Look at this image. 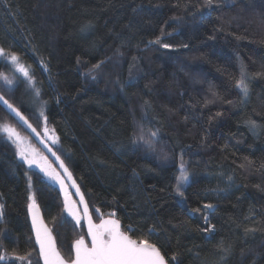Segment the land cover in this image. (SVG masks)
Instances as JSON below:
<instances>
[{"label": "trees", "instance_id": "1", "mask_svg": "<svg viewBox=\"0 0 264 264\" xmlns=\"http://www.w3.org/2000/svg\"><path fill=\"white\" fill-rule=\"evenodd\" d=\"M200 4L202 0H0V48L17 53L30 66L40 100L47 102L43 110L49 134L38 119L41 105L30 109L24 104V82L8 92L0 81V93L64 160L93 222H99L96 208L115 212L123 231L157 244L166 258L175 254L173 264H264V78L250 82L244 103L219 70L234 71L238 55L250 71L264 65V0H220L215 10ZM84 25L89 27L81 31ZM161 25L173 33L163 41L172 49L148 45ZM122 41L127 47L117 56ZM106 57L112 59L97 80L83 75ZM2 68L8 69L0 64ZM210 85L234 103L215 100L205 106L204 100L212 99ZM145 100L151 123L141 121ZM218 111L222 115L215 117ZM248 119L257 121L255 130ZM5 121L34 144L0 108V123ZM134 121L159 129L156 152L127 145ZM121 144L125 150L117 152L113 145ZM161 148L167 160L160 158ZM181 154L192 174L183 202L173 187ZM26 168L13 145L0 138V204L5 212L0 231L7 232L0 250L31 251L32 264L38 260L27 207L32 176L39 212L57 250L70 261L72 242L80 236L87 240L83 224L76 226L64 211L58 186L42 183L32 169L25 175ZM203 203L215 205L208 210L212 233L200 231L207 227L202 214L188 212ZM222 240L225 246L232 244L227 255L217 249Z\"/></svg>", "mask_w": 264, "mask_h": 264}, {"label": "snow or ice", "instance_id": "2", "mask_svg": "<svg viewBox=\"0 0 264 264\" xmlns=\"http://www.w3.org/2000/svg\"><path fill=\"white\" fill-rule=\"evenodd\" d=\"M220 0H202V4L199 7L208 8L210 10H215L219 7ZM5 7L7 3L5 2ZM177 7L180 5L177 4ZM190 2L184 4L185 10L190 7ZM176 17H173L175 19ZM167 24V21H165ZM89 25H84L81 31H85ZM223 28H217L215 31H222ZM172 32H166L165 26L161 25L160 34L155 36L154 39L148 41V45H159L165 49H172L173 45L163 42L166 37L172 36ZM214 37H209L213 39ZM127 47L126 42L122 41L120 45L115 49V55L123 56L124 53L121 51L122 48ZM187 47V45H184ZM112 59V57H106L103 60L92 64L83 75L90 77L93 81L97 80L98 74L102 67ZM135 60L136 57H133ZM79 63V58L78 61ZM0 64H3L9 68L11 75L4 71H0V81L3 82L8 92L15 91V85L19 82H26L32 91L33 103H38L41 105L38 119L42 118L45 124L43 131L48 135L47 116L44 113V105L46 101L40 100L42 96L41 90L36 86V81L34 75L30 70V66H26L21 63L20 56L12 51L0 48ZM45 67V71H46ZM224 74H226L229 83L238 90V95L241 97L242 102L247 103V98L250 94V82L257 78H264V65L256 71H250L249 66L237 56V64L235 70L229 72L227 67L219 69ZM23 78V81L20 80ZM115 83H119L117 80ZM209 92L212 99H205L204 105L214 103L215 100H221L228 104H233L232 100H225L221 94L217 91L214 85H210ZM143 109V116L141 121H148L147 109L150 108V102L145 100L141 105ZM0 108L7 110L9 113L14 114L18 118L17 123L22 122V125H26L28 129H31L32 133L39 136L37 129L29 122L28 118L21 112L20 108L14 105L4 94L0 93ZM221 112H216L215 117L221 116ZM214 117H208V124L210 125ZM250 129L255 130L258 127L257 121L255 119H248L246 121ZM134 127L130 135L127 137V145L130 147H140L145 146L149 151L156 152V144L159 143V129H146L142 122L138 123L134 121ZM0 138L6 139L8 142L13 144L16 148L17 157L23 161L24 165L27 166L25 175H28V170L33 168L38 169V172H33V175H37L42 183L56 184L60 186V191L63 194L64 201V211L75 221L76 226H82V220L87 221V240L84 236H80L75 239L71 245V253L73 258L70 261H66L64 257L57 250L55 240L52 235V230L49 229L44 223L39 215V206L36 203L35 195L31 192L32 189V176H28V211L32 222V231L35 235V244L38 246V260L36 264H173L176 262V255L173 254L170 258H166L160 247L157 244L150 242L148 239L144 238H133L126 231L121 228V223L118 219H115V212L103 213L100 208L95 209V213L98 216L99 222H93L92 214L89 211L88 204L84 200V196L80 193V188L77 186L76 181L72 178V173L69 167L65 164L64 160L61 159L56 152L52 151L47 144L48 151L55 156V162H58L59 169L57 171L49 163L48 158L42 156L35 148L28 144L27 137L22 136L17 130V127L11 123L3 122L0 123ZM207 137L205 136L204 139ZM57 139H53L52 143H57ZM202 139L201 143L203 144ZM41 143H44L41 140ZM117 152H122L125 150V145L121 144L119 146L113 145ZM161 159L167 160L169 157L163 148L160 149ZM246 162L249 166L252 165V161ZM239 167H245L244 164L239 165ZM261 169H264V163L260 165ZM42 174V176L40 175ZM133 175L136 176L135 170H133ZM192 180V174L189 171V167L186 161L183 159L181 154L180 163L178 167V174L175 176L174 191L176 196L180 197L181 201H185V190L187 186H190ZM227 180L231 182L233 177L229 175ZM67 181H71V187L75 188V195L80 197L79 201H73L71 195L68 191L69 185ZM219 191H223L220 189ZM83 205V213L80 214L79 206ZM215 208L212 203H203L199 207H193L188 209L189 215L195 216L196 214H202L204 223L207 227L201 228L200 231L205 233H212L215 231V226L209 223V213L208 210ZM107 216V218H106ZM5 223V212L3 204H0V224ZM150 232H154L155 229H150ZM246 231H255V229H246ZM0 239H7V232L0 231ZM217 249L224 253L229 254L232 250V244L229 243L225 246L222 240L218 245ZM32 264V252L28 251L24 254H19L15 250L8 253L6 250H0V264ZM255 264V262H253Z\"/></svg>", "mask_w": 264, "mask_h": 264}, {"label": "water", "instance_id": "3", "mask_svg": "<svg viewBox=\"0 0 264 264\" xmlns=\"http://www.w3.org/2000/svg\"><path fill=\"white\" fill-rule=\"evenodd\" d=\"M2 110L29 136V138L34 142V144L44 153V155L53 164V166L56 168V170L57 171H61L59 169L58 162H55V156H53L52 153L48 151V147H50V145L48 144V142L40 134H39V136H37L35 133H32L31 132V129H28L26 125H22V122L17 123L18 118L15 117L14 114L9 113L5 109H2ZM41 140H43L44 143H41ZM45 144H47L48 147H45ZM52 151H54V150L52 149ZM67 183L69 185L68 190H69L70 194L72 195L74 201H79L80 197L78 195H75V191L76 190H75V188H72L71 187V181H67ZM58 189L60 190V186H58ZM80 193H81V191H80ZM79 208H80V214L82 215V213H83V205H80ZM39 215L41 216L40 212H39ZM41 218H42V216H41ZM28 219H29V223H30L32 235H33V237L35 239V235H34V233L32 231V222H31V217L29 215V211H28ZM42 220H43V218H42ZM43 223L45 224L44 220H43ZM82 224H83V227H84V230H85V234H86V237H87V221L86 220H82ZM41 263L43 264L42 261H41Z\"/></svg>", "mask_w": 264, "mask_h": 264}, {"label": "rangeland", "instance_id": "4", "mask_svg": "<svg viewBox=\"0 0 264 264\" xmlns=\"http://www.w3.org/2000/svg\"><path fill=\"white\" fill-rule=\"evenodd\" d=\"M6 68H8L7 66H6ZM1 71H4V72H6V73H8L9 75H11V73H10V71H9V68L7 69V70H5V68H2V70ZM21 79H23L22 77H20ZM17 84H19V83H17ZM21 87H22V92H23V96H24V98H26V99H28V101L26 100L25 102H24V104L27 106V107H29L30 109H35L36 108V104L37 103H33V95H32V91H31V89L29 88V86L27 85V83L26 82H24L22 85H21ZM29 94L31 95V97H32V99H30V96H29ZM39 110L40 109H38L37 111H38V113H39ZM42 119V118H41ZM19 131V130H18ZM21 133V132H20ZM22 136H24L23 134H21ZM6 140V139H5ZM7 141V140H6ZM27 141H28V144L31 146V147H33V148H35L42 156H45L44 155V153L35 145V144H32L28 139H27ZM8 142V141H7ZM10 143V142H9ZM13 145V144H12ZM13 147H14V149H15V151H16V148H15V146L13 145ZM46 157V156H45ZM48 161H49V159H48ZM49 163H51L50 161H49ZM52 164V163H51ZM52 167L53 168H55L54 166H53V164H52ZM56 169V168H55ZM32 170H34V171H36V172H38V169H36V168H33ZM41 176H42V174H40ZM54 185H56V184H54ZM56 186H59V185H56Z\"/></svg>", "mask_w": 264, "mask_h": 264}]
</instances>
